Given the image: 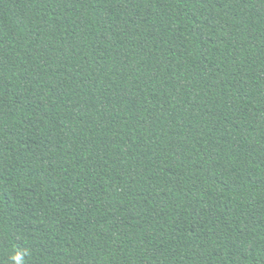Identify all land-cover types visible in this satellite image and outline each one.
I'll list each match as a JSON object with an SVG mask.
<instances>
[{"label": "trees", "instance_id": "1", "mask_svg": "<svg viewBox=\"0 0 264 264\" xmlns=\"http://www.w3.org/2000/svg\"><path fill=\"white\" fill-rule=\"evenodd\" d=\"M0 264H264V0H0Z\"/></svg>", "mask_w": 264, "mask_h": 264}]
</instances>
